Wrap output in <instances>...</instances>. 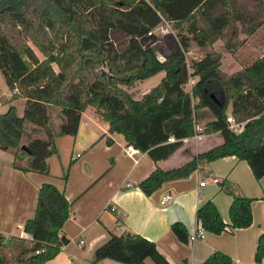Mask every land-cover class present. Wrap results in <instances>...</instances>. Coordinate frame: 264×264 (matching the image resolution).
<instances>
[{"label": "trees", "instance_id": "1", "mask_svg": "<svg viewBox=\"0 0 264 264\" xmlns=\"http://www.w3.org/2000/svg\"><path fill=\"white\" fill-rule=\"evenodd\" d=\"M162 19L174 36L159 58L144 40ZM263 23L262 0H0V74L10 99H24L21 114L13 104L0 112V149L11 154L14 168L46 174V157L55 152L53 137L75 135L80 112L90 106L108 132L119 133L126 144L154 159L165 158L192 135L196 110L206 108L212 119L205 121L202 132H217L221 141L177 166L153 168L137 186L148 195L163 181L186 176L198 163L225 155L244 159L257 179L264 174V52L230 73L220 70L218 51L207 50L188 62L184 53L190 41L204 47L216 39L234 52L243 41L238 33L250 35ZM113 32L122 36L120 45ZM88 68L94 69L89 77L84 71ZM160 70L164 73L159 81L139 97L118 85ZM227 114L240 124L238 132L229 127ZM170 135L174 140L167 142ZM251 200L233 195L224 222L214 202L205 199L195 217L204 230L216 234L246 227ZM68 206L61 190L41 182L33 214L22 225L29 237L0 233V264H44L52 258L67 242L59 232ZM170 229L187 241L181 222L173 221ZM146 257L168 264L152 241L124 231L109 233L95 247L93 260L146 264ZM263 257L261 232L253 260ZM200 264H231V259L213 250Z\"/></svg>", "mask_w": 264, "mask_h": 264}, {"label": "crops", "instance_id": "2", "mask_svg": "<svg viewBox=\"0 0 264 264\" xmlns=\"http://www.w3.org/2000/svg\"><path fill=\"white\" fill-rule=\"evenodd\" d=\"M262 5L264 7V0ZM240 38L243 41L237 49L257 53L254 58L260 56L264 52V23L250 35L240 33ZM191 43L203 52L222 49L221 39L204 47L193 41L189 46ZM221 61L220 56V64ZM236 66L234 70L242 65L236 61ZM153 75L138 81L139 92L134 97L154 86L163 74L140 85ZM185 86V89L189 88V85ZM0 94L6 98L0 104H12L10 91L0 89ZM210 119L211 114L204 115L197 109L193 126L201 127L199 136L183 138L182 144L165 158L154 159L148 151L136 147L132 156L125 154L126 142L121 135L108 132L106 123L90 106L80 112L75 135L53 137L55 152L46 157V174L14 168L11 154L0 149V233L28 235L22 229L23 222L33 214L39 184L49 181L69 201L68 216L59 232L67 242L44 264H125L110 258L93 260L95 247L104 242L109 233L124 231L152 241L168 264H200L213 250L226 253L231 264H264V257L258 262L253 260L256 238L264 232V198H261L264 174L254 178L244 159L225 155L202 161L186 176L165 180L148 195L137 186L153 168L177 166L219 143L221 137L217 132H202L203 124ZM200 180L204 181L203 184H199ZM165 193H170L172 199L161 205L159 199ZM233 195L252 198L248 226L222 230L217 234L205 230L201 238L192 242L177 239L171 231L173 221L181 222L187 235L195 229L198 225L195 210L205 199H211L221 219L228 221L227 207ZM79 239H82L80 244ZM144 261L155 264L150 257Z\"/></svg>", "mask_w": 264, "mask_h": 264}, {"label": "rangeland", "instance_id": "3", "mask_svg": "<svg viewBox=\"0 0 264 264\" xmlns=\"http://www.w3.org/2000/svg\"><path fill=\"white\" fill-rule=\"evenodd\" d=\"M112 38L115 41L116 45H120L121 42L123 41L122 36L116 32L112 33ZM238 38H240V32L238 33ZM169 40H170V35H163V36L161 35L160 36V35L156 34V35L148 37L147 39L144 40V42H150L155 47L157 55L159 57H161L162 51H166L168 49ZM27 43L32 47V49L37 54V56L39 58H41L42 57L41 53L39 52L37 47L35 45H33L29 40L27 41ZM220 48H222L221 51H218L220 56H221V59H222L221 64H220V69L225 71L224 73H227L230 70L231 71L234 70V68L237 67L236 61L239 63V65H244L245 63H248L251 59H253L257 54V53L251 52L250 50H246V49H241V50L236 49L234 52L229 53V52L225 51L222 44H221ZM202 53H203V49L196 48L195 45H193L191 43L189 48L187 49V51L184 54H185L186 61L188 62L192 57H197ZM52 65H53L54 69H56L55 64H52ZM84 71L87 74L86 76L89 77V74H91V71L93 73L94 69L88 68ZM162 72L163 71L160 70V71L154 73V75L151 78H149L148 80H144L141 84L139 82V84L140 85L145 84L147 81L152 80L155 77L162 75L163 74ZM138 81L139 80H134L129 85H124V84H118V85L121 88L127 90L129 93H131L134 96V95H136V93L139 92V88L137 86ZM185 88H187V86H185ZM0 89H5L7 92L9 91L7 89V86L4 82L1 74H0ZM10 94H11V92H10ZM5 99H6L5 96L0 94V103L4 102ZM23 101H24V99L22 97H16L12 101V104L15 106L16 113L18 115L21 114V110L23 107ZM7 107H8V104H6V103L0 104V112H3ZM54 109L52 110V118H53L54 123H57L58 117L56 116ZM199 113H202L204 115L210 114L206 108H199ZM202 122H203V119H202Z\"/></svg>", "mask_w": 264, "mask_h": 264}, {"label": "built area", "instance_id": "4", "mask_svg": "<svg viewBox=\"0 0 264 264\" xmlns=\"http://www.w3.org/2000/svg\"><path fill=\"white\" fill-rule=\"evenodd\" d=\"M173 35L174 36V30L171 28L170 24L162 19L155 27L153 28H150L147 32H146V35L148 37L150 36H153V35ZM192 82V79L189 78L188 81L186 82L187 85L190 86ZM226 121L229 125V127L235 131V132H238L241 128L240 124L239 123H236L233 119V117L230 115V114H227L226 115ZM201 130V127L198 126V125H194L193 126V137H198L199 136V132ZM167 140L169 141H173L174 140V137L172 135L168 136L167 137ZM137 149L132 145V144H125L124 146V152L125 154L129 155V156H132L134 153H136ZM213 181L216 180V178H213L212 179ZM204 181L200 180L199 181V184H203ZM172 199V195L170 193H165L163 194L160 199H159V204H165L167 203L168 201H170ZM112 209V207H111ZM204 228L198 223V225L196 226L195 229H193L187 236V240L192 242L193 240L197 239V238H201L203 235H204ZM26 237H29L28 235ZM78 243H82V239H79L78 240Z\"/></svg>", "mask_w": 264, "mask_h": 264}]
</instances>
